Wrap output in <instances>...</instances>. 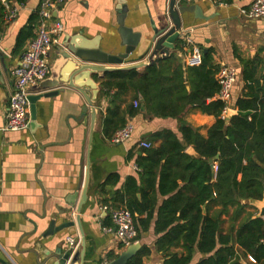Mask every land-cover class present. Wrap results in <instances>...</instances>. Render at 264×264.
Returning a JSON list of instances; mask_svg holds the SVG:
<instances>
[{"label": "crops", "instance_id": "0c3cea01", "mask_svg": "<svg viewBox=\"0 0 264 264\" xmlns=\"http://www.w3.org/2000/svg\"><path fill=\"white\" fill-rule=\"evenodd\" d=\"M169 1L64 0L53 14V20L60 23L63 31L48 56L51 74L30 92V96H41L35 103L36 125L18 132L3 130L5 107L12 85L10 72L31 41L28 38L19 43L22 31L28 28V22L36 14L41 0H27L13 22L2 23L0 20V260L7 264H57L70 252V257L79 253V262L76 264H108L111 262L107 260L108 253L119 255L125 250L117 241L109 221V212H103L102 207L115 208L111 205V194L121 190L126 178H137L135 159L128 158L129 151L136 154L140 149L139 143L147 142V137L156 131L169 129L177 132V122L146 117L141 106L136 116L127 118L134 126L127 142L122 145L111 144L103 138L98 125L107 100L97 94L94 102L96 124L88 156L90 116L84 97L74 87H52L56 84L57 76L63 74L69 64V60L62 57L66 53L62 45L72 36H80L88 43L96 41L99 51L106 55L116 56L124 52L125 47L121 45L118 33L119 12L123 6L127 9L125 27L141 35L127 61L129 64L146 61L154 44L153 27L159 31L169 25ZM253 1L176 2V7L192 8L191 12L179 14L181 31L178 39L184 44L176 56L183 70L189 68L185 62L193 47L199 50L201 57L209 52L218 69L222 65L235 68L237 78L230 101L235 115L238 110L234 104L245 95L249 84L242 77L245 62L255 66L254 78L259 81L261 91H264V19L248 20L243 16ZM36 32L37 27L33 35ZM187 38L192 45L186 42ZM102 75L97 73L91 78L98 89L95 77L100 78ZM53 91L58 92L56 96L44 97ZM212 100H217L216 94ZM127 101L130 102V97H127ZM85 108L88 111L84 112ZM184 118L202 136H206L215 122L213 116L198 110L186 113ZM220 118L225 120L222 113ZM185 152L198 158L191 147H187ZM109 174H116L119 181L106 188V193L99 194L98 188ZM85 183V202L78 214ZM154 196L156 203L153 217L148 229L140 233L137 241L140 248L146 246L151 251L150 256L143 259V264H163L166 257L187 255L182 247L171 248L164 254L155 251L157 236L153 228L156 211L167 196L157 191ZM104 200L109 204L104 205ZM262 201L249 203L251 207L247 208V212L253 215L252 218L258 215V203ZM141 218L146 219V214ZM222 219L226 221L223 224L226 232L229 228L228 218L222 216ZM52 222L55 227L68 222L74 225L45 235ZM106 229H110V232H106ZM202 257L200 253H194L191 264L197 263ZM249 257L245 261L241 260V263L259 264Z\"/></svg>", "mask_w": 264, "mask_h": 264}, {"label": "trees", "instance_id": "16d2710c", "mask_svg": "<svg viewBox=\"0 0 264 264\" xmlns=\"http://www.w3.org/2000/svg\"><path fill=\"white\" fill-rule=\"evenodd\" d=\"M12 1L19 5L27 0ZM3 17L0 3L2 23ZM38 20L36 12L28 28L22 31L19 43L35 37L33 30ZM182 42L178 39L170 57L155 65L140 71H109L95 77L99 97L107 100L98 122L105 140L110 142L127 118L139 113L141 106L146 117L177 122V132L163 129L151 133L147 137L151 148H140L136 154L129 151L128 158L134 157L138 169L137 178L125 179L121 190L111 194V205L126 207L131 212L138 241L153 217L155 191L167 196L156 211L154 249L164 254L171 248L182 247L187 255L166 257L163 264H191L196 252L203 257L195 264H242L241 260L245 261L248 255L256 263H263L264 219L252 218L247 212L249 202L261 201L264 195V91L254 78L255 66L245 62L242 77L249 83L247 92L234 104L238 113L225 121L220 118L223 103L212 100L218 91L214 78L218 67L211 54L202 55L201 65L183 70L176 56ZM135 100L138 108L133 107ZM195 110L215 118L206 136L184 118ZM187 147L198 158L187 155ZM216 156L215 171L208 160ZM118 181L116 174H109L98 193H106V188ZM106 204L109 203L104 200ZM143 214L146 219L141 218ZM222 216L228 218L226 232ZM150 254V249L142 246L126 264H143ZM117 256L108 253L106 257L112 261Z\"/></svg>", "mask_w": 264, "mask_h": 264}, {"label": "built area", "instance_id": "2783aa9c", "mask_svg": "<svg viewBox=\"0 0 264 264\" xmlns=\"http://www.w3.org/2000/svg\"><path fill=\"white\" fill-rule=\"evenodd\" d=\"M64 0H41L38 6V24L35 37L29 42L27 50H25L19 58L18 64L11 70L12 85L9 91L7 105L5 107V125L3 130L7 132H18L28 128L30 123L29 113V96L31 89L38 86L39 83L47 79L51 74V67L48 63V56L53 46L57 44V38L63 31L60 23L53 20V14L57 7ZM190 3L192 0H179ZM4 11L5 23L13 22L24 4L17 5L12 0H0ZM243 16L248 20L264 19V0H254L247 11L243 12ZM187 43L192 45L190 39H186ZM187 67H196L201 65V55L196 47L189 51L188 58L185 62ZM237 78L235 68L222 65L218 69L215 79L218 85L216 99L223 103V118L225 119L227 112L232 110L230 107L231 91ZM138 102L133 101V107L138 108ZM134 126L130 120L117 130L112 136L110 143L114 145H122L130 138L133 133ZM151 143L140 142L139 147L144 149L151 148ZM214 170L216 167L213 165ZM134 169L138 171L136 165ZM103 212H109L110 221L115 232L117 241L124 248L136 243L137 230L134 226L131 212L126 207L111 208L109 206L102 207ZM110 232V229H106ZM264 244V237L261 240ZM71 246L73 241L70 240ZM254 262L253 258L249 257Z\"/></svg>", "mask_w": 264, "mask_h": 264}, {"label": "water", "instance_id": "95a60500", "mask_svg": "<svg viewBox=\"0 0 264 264\" xmlns=\"http://www.w3.org/2000/svg\"><path fill=\"white\" fill-rule=\"evenodd\" d=\"M178 0H170L168 3L167 17L169 20V25L163 30H156L153 27V48L149 55L146 57V61H140L129 64L127 59L133 53L141 35L139 33H133L129 28L124 25V19L127 12L125 6L120 8L119 18H118V33L121 38V45L124 46V52L116 56L106 55L99 51L98 44L95 42H85L80 36H72L62 45L65 48L66 53L62 55L64 60H69V64L63 74L58 75L56 84L52 88L68 87L75 88L84 97L87 106L89 107V140H88V156L92 144L93 134L96 124L97 110L94 106L99 89L97 88L94 81L91 79L93 75L97 73H106L115 70H139L147 66L155 65L158 62L170 57L171 53L174 51L175 43L180 36L181 23L179 14L184 12H191V7L180 6L176 7V2ZM80 40L79 42H77ZM93 65H104L109 66L108 68H102ZM55 74V73H54ZM42 83V82H41ZM40 84V83H39ZM38 84V86H39ZM42 88V86H41ZM57 91H53L44 95V97H52L57 95ZM41 96H29V113H30V123L29 126H35V103L40 99ZM88 111V108L84 109V112ZM235 112L232 110L227 112L225 121H228ZM89 159V157H88ZM218 159L216 156L213 159H209L208 163L213 167L215 161ZM90 162L88 160L89 168ZM86 182V181H85ZM86 197V183L84 190L82 192L81 200L79 203V208L77 213L79 214L81 206L85 202ZM263 201L258 203L259 213L256 218L264 219V195ZM253 203L256 201H252ZM249 202V203H252ZM77 214V215H78ZM78 227L80 226L79 218L76 220ZM73 222L64 223L58 227L54 226L52 222L45 232V235H51L53 232H57L63 228L73 226ZM83 243V240H82ZM140 249L139 244L136 242L126 247L123 252H121L116 259L112 260L108 264H126ZM79 253H75V256L70 257V252L65 254V256L57 262V264H76L79 262ZM0 264H7L5 261L0 260Z\"/></svg>", "mask_w": 264, "mask_h": 264}, {"label": "rangeland", "instance_id": "374dc122", "mask_svg": "<svg viewBox=\"0 0 264 264\" xmlns=\"http://www.w3.org/2000/svg\"><path fill=\"white\" fill-rule=\"evenodd\" d=\"M57 41H58V39H57ZM29 127V126H28Z\"/></svg>", "mask_w": 264, "mask_h": 264}]
</instances>
